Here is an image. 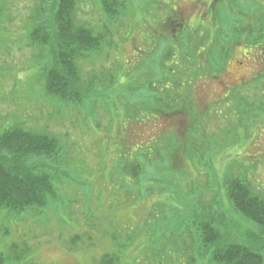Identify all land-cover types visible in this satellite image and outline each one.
Returning <instances> with one entry per match:
<instances>
[{
    "label": "rangeland",
    "instance_id": "rangeland-1",
    "mask_svg": "<svg viewBox=\"0 0 264 264\" xmlns=\"http://www.w3.org/2000/svg\"><path fill=\"white\" fill-rule=\"evenodd\" d=\"M127 2L111 45L81 61L85 86L97 75L83 105L46 93L51 57L30 39L40 0H0V135L20 125L61 147L47 205L0 212L3 264H213L198 229L210 215L223 242L264 255L225 185L228 171L264 195V38L225 47L220 74L207 64L211 30L258 25L264 0ZM104 17L101 0L79 3V23L99 32Z\"/></svg>",
    "mask_w": 264,
    "mask_h": 264
},
{
    "label": "trees",
    "instance_id": "trees-1",
    "mask_svg": "<svg viewBox=\"0 0 264 264\" xmlns=\"http://www.w3.org/2000/svg\"><path fill=\"white\" fill-rule=\"evenodd\" d=\"M81 1L40 0L30 39L34 45L45 48L51 57V63L44 72L46 93L65 102L84 105L86 93L95 91L93 84L97 75L91 85L86 83L85 86L80 76L81 61L102 55L104 47L111 45L108 37L114 35V27L120 26L126 18L128 2L101 0L105 19L102 29L96 32L88 23L78 22ZM260 20L261 24H255V27L242 19L236 22L230 19V23L220 31L218 28L211 30L214 34L213 38L208 36L213 39L210 54L217 63L207 57L210 73L217 75L222 72V62L225 64L228 57L225 47H234L239 39L246 38V34H250L251 49L261 47L258 41L264 38V16ZM218 31L224 42L219 40ZM262 54L264 58V47L259 52ZM181 56L188 62L193 61L186 49L182 50ZM160 58L162 56L159 55L155 61L159 63ZM60 148L54 135L20 125L6 129L0 135V212L5 210L8 216L18 218L36 207L47 205L49 198L56 194L51 171ZM229 175L227 171L225 185L233 208L244 219L258 224L264 236V195L253 191L246 176ZM198 229L204 246L212 253L213 264H264L263 253L239 242H223L220 223L212 215L201 221ZM4 261L0 254V264ZM103 264H120V258L110 255Z\"/></svg>",
    "mask_w": 264,
    "mask_h": 264
}]
</instances>
